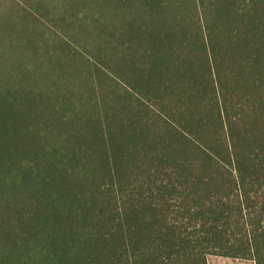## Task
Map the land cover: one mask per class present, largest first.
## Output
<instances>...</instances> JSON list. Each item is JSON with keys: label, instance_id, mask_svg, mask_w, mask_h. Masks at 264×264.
<instances>
[{"label": "trees", "instance_id": "obj_1", "mask_svg": "<svg viewBox=\"0 0 264 264\" xmlns=\"http://www.w3.org/2000/svg\"><path fill=\"white\" fill-rule=\"evenodd\" d=\"M137 4L130 22L169 25L142 75L148 100L127 116L66 110L33 76L37 55L1 75L0 264H264V0ZM191 5L201 33L184 23Z\"/></svg>", "mask_w": 264, "mask_h": 264}, {"label": "rangeland", "instance_id": "obj_2", "mask_svg": "<svg viewBox=\"0 0 264 264\" xmlns=\"http://www.w3.org/2000/svg\"><path fill=\"white\" fill-rule=\"evenodd\" d=\"M97 1L0 0V78L1 75L10 76L18 67L16 56L18 59L23 58L24 61L20 62L23 65L26 64L27 55H31V58L37 55L39 58L36 57L35 60L43 66V70L37 69L33 76L39 84L51 86L55 83L60 94L58 98L63 100L65 108L71 105L75 116L88 118L101 106L102 118L110 121L115 117L127 116L139 104L143 107L148 100L144 89L148 85L142 75L151 66L148 62L151 54L149 51L157 37L156 31L169 24L163 22L167 20L152 17V20L134 17L135 20L130 22L129 16L137 7H141V11L145 8L137 4L138 0L126 4V9L117 15L112 11L115 8L121 9L122 6L119 7L115 0L104 1L103 11L107 15L99 16L95 12ZM192 6L190 10L183 11L184 23L189 25V20L194 19L197 22L198 19ZM179 7H185V4H179ZM127 9L130 13L124 14ZM131 23V27L125 28ZM200 26L197 22L195 30L198 33H201ZM190 27L192 31L193 26ZM130 28L132 31L138 28V33L146 38L134 41L128 31ZM15 41L18 47L13 55L9 50L11 46L14 47L12 44ZM162 42L167 44L166 37ZM172 48L179 51L177 55H181L180 52L183 54L181 48ZM7 54L10 56L7 57ZM11 68L13 69L10 70ZM106 72L114 80L107 79L104 76ZM98 75L103 79L99 80ZM37 82L31 81L32 84ZM136 83L142 84V87H137L138 91L134 90L139 95L138 98L132 91L131 95L127 91L133 89L132 85L135 86ZM61 100L56 105L60 106ZM153 105L159 109L158 105ZM207 263L255 264L253 260L219 255H209Z\"/></svg>", "mask_w": 264, "mask_h": 264}]
</instances>
